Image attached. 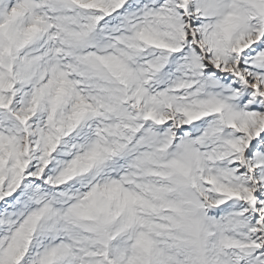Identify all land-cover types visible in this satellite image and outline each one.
Wrapping results in <instances>:
<instances>
[{
  "label": "snow or ice",
  "instance_id": "snow-or-ice-1",
  "mask_svg": "<svg viewBox=\"0 0 264 264\" xmlns=\"http://www.w3.org/2000/svg\"><path fill=\"white\" fill-rule=\"evenodd\" d=\"M0 264H264V0H0Z\"/></svg>",
  "mask_w": 264,
  "mask_h": 264
}]
</instances>
